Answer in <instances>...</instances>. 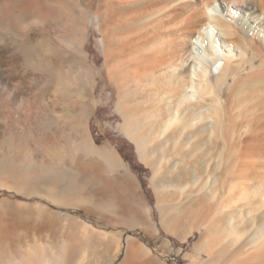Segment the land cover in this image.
I'll list each match as a JSON object with an SVG mask.
<instances>
[{"label": "bare ground", "instance_id": "1", "mask_svg": "<svg viewBox=\"0 0 264 264\" xmlns=\"http://www.w3.org/2000/svg\"><path fill=\"white\" fill-rule=\"evenodd\" d=\"M93 15L101 69L87 54ZM106 88L120 129L165 182L161 223H182L183 241L201 232L208 264H264V0H0V186L71 207L41 182L73 153L109 155L128 171L87 123ZM45 111L51 127L36 134L30 124L34 138L22 142L13 129ZM10 134L20 137L7 143ZM81 253L76 263L52 256L87 264ZM42 256L38 264H53Z\"/></svg>", "mask_w": 264, "mask_h": 264}, {"label": "rangeland", "instance_id": "2", "mask_svg": "<svg viewBox=\"0 0 264 264\" xmlns=\"http://www.w3.org/2000/svg\"><path fill=\"white\" fill-rule=\"evenodd\" d=\"M224 5L226 6L227 2ZM236 17L240 20L243 16L238 14ZM100 25L99 18L93 15L89 22L87 54L89 58L91 57L89 61L101 69L104 67L105 57L102 52ZM223 66L222 61L213 68L214 78ZM37 85L40 86V82H36L35 86L38 87ZM106 89L103 95L95 93V97L100 100H97L98 103L87 118V123L96 145L98 147L108 145L112 148L128 171L114 166V159L111 160L109 155L103 157L96 154L73 153L72 157H68L66 164L58 167L59 170L51 169L50 180L41 182L44 187L47 185L55 187L58 196L67 197L70 203H75L71 207L53 204L44 191L42 194L40 192L28 197L15 188L0 186V238L3 240L0 264L4 262L22 264L23 261L29 263L31 260L34 264H38L42 254V258L45 253L51 258L54 252V256L61 255L55 257L72 253L75 258L78 256L74 259L76 263L82 257L81 252L85 251L89 255H87V264L209 263L207 256H203L200 252L201 232H194L192 237L183 241L178 237L186 233L182 223L175 224L179 225L177 229L175 225L169 227L161 223L159 204L163 199L162 196L165 195L162 193H168L164 187L165 182L161 184L163 182L159 179L161 176L154 179L155 168L151 162L153 163L155 158L149 159L148 164L143 161L135 142L120 129L123 118L114 101L113 90ZM38 103L37 110L40 111L41 107L42 111L46 102ZM40 114L43 113L39 112ZM47 114L45 111L41 117L33 113L38 118L31 116L32 114L25 119L22 118L19 123H24L28 117V120L31 118L30 121H33L28 123L26 120L24 127H22L23 123L21 124V129L24 128L23 134L20 128L13 130L20 131L22 137L17 135L18 132L16 135L23 140L22 142L33 139V133L40 134L51 127L46 120H50L52 114H48V117ZM10 117L13 118L12 115ZM10 117L7 119L8 122L3 123L9 124ZM39 121L42 122V129ZM34 123L38 124L40 130ZM30 124L33 125V130L35 128L37 131L32 130V133ZM27 128L30 129L29 133L25 132ZM16 135L10 134L4 137V140L8 143L13 138L15 140ZM36 152L38 153L36 155L40 154ZM158 175H161V172ZM133 189L137 196L135 199L132 194ZM163 201L165 200H162V203ZM131 242L133 247L130 246ZM51 259L54 257L52 256ZM58 259L61 258L54 259L52 263H60Z\"/></svg>", "mask_w": 264, "mask_h": 264}]
</instances>
